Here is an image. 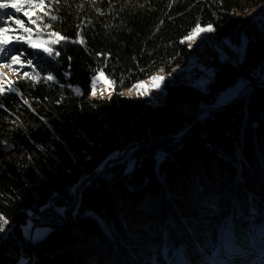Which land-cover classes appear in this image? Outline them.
Segmentation results:
<instances>
[{"label":"trees","instance_id":"16d2710c","mask_svg":"<svg viewBox=\"0 0 264 264\" xmlns=\"http://www.w3.org/2000/svg\"><path fill=\"white\" fill-rule=\"evenodd\" d=\"M262 2L53 3L48 10L59 20L46 32L70 40L80 32L86 43L62 41L53 46L59 56L30 48L41 81L22 78L19 93L1 95L0 214L8 224L0 264H139L129 252L151 246L146 255L159 259L163 245L171 263L180 254L188 264L197 255L187 243L196 219L213 220L221 207L232 212L236 235L261 221L264 39L248 35L242 62H219L207 90L166 79L160 104L121 90L183 64L191 48L181 41L197 22L239 41L245 17ZM101 69L116 81L109 97L92 95ZM48 74L55 80L45 81ZM238 79L251 89L216 106ZM251 208L257 215L244 221ZM213 223L224 227L221 218Z\"/></svg>","mask_w":264,"mask_h":264},{"label":"rangeland","instance_id":"374dc122","mask_svg":"<svg viewBox=\"0 0 264 264\" xmlns=\"http://www.w3.org/2000/svg\"><path fill=\"white\" fill-rule=\"evenodd\" d=\"M6 11H8L10 14L14 13L13 20L8 21L7 17L4 16L3 18H0V26H4L5 23H8L12 27H17L14 24V20L19 18L24 22L25 26H30L33 29H36V25H31L29 23V18L22 12L15 13L14 9H9ZM29 11L30 14L33 15V18H35L34 11ZM0 16H2V13H0ZM40 28L42 29L40 31V36L42 38H48L46 29H44L42 25ZM12 34L15 35L23 33L21 31L20 33ZM201 34H203V36L199 35L194 40L188 41L189 46L191 45V54L183 64L169 71L162 70L156 72L155 74L164 75L166 79H170L174 83L179 81L191 82L202 90H207L209 83L213 79L214 71L219 62L225 59H228L235 64L242 62L245 56L248 35L264 39V2L251 9L245 17V28L241 33L239 41H233L228 36L219 38L215 33V29L214 31L204 32ZM53 46L54 45H51V47ZM9 48L12 49V51L9 52L8 57L0 56V63H8L11 55H20V53H24V55L21 56L22 61H33L32 58L34 55L31 54L33 52L30 51L31 47H29L28 44L13 41V43L9 45ZM36 50L43 52L42 49ZM0 72L5 73L4 79L15 82L16 86L17 82L23 78L24 72H29L32 74L38 72L41 77V73L34 62L32 65H28L25 62L23 68H20L18 64L14 65L13 68H0ZM104 75L108 80H112L105 73ZM166 79L163 81L160 89L149 88L150 94L148 95H139L137 94L136 90H133L131 93H129L128 90L132 88L133 85L129 87H123L121 92L127 96L149 98L150 102L154 104H160L165 100L164 85ZM139 81H144L149 86L151 85V81L148 78L141 79ZM241 82L243 83V87L240 88V90L236 92L235 95L230 96L229 99L221 103V97L228 94L231 90L236 89L241 84ZM251 84L252 83L250 81L247 82L246 80L238 79L235 84L231 85L227 90L218 94L214 104L216 106H221L227 103V101L233 97L245 95L251 89ZM114 86L115 85H107L104 79H100L96 83V94L102 97H109L114 92ZM74 89L76 88H73L72 90ZM17 93H19L18 90ZM207 109L208 108L205 107V111ZM157 156L162 158L165 156V153L159 152ZM260 202L263 203V200L261 199ZM207 207L210 208L211 206L207 205ZM138 209L139 208L137 207L135 208V210ZM248 210L249 214L245 216L244 221H248V217H250L252 214L257 215V211L255 209L251 208ZM209 216L212 218L216 216L213 220L221 218L223 220L224 227L220 232H218L217 229L219 226L217 227L214 225L213 220L206 218H198L190 224L187 232L189 235L187 243H194L193 245L197 248V250L193 247L192 252H195L197 255L188 260V264H264V216H262L261 221H258L259 219L253 220L252 223L248 225V228L243 229L239 235H236L231 227L232 212H227V210L219 207V209L214 210V212L209 214ZM131 229L135 232L137 226L129 228V230ZM138 230L142 232L141 225L138 227ZM203 230H206L205 235L202 234ZM151 250V246H148L143 249L142 253L129 252L131 255V262L137 261L139 264H173L171 263L170 259L171 254L169 253L168 247L166 245L162 246V255L159 259H153L151 258V255H146L147 253L150 254L152 252ZM175 250H177V248H175L174 251ZM177 257L178 259H176V261H178L179 264H186V260L182 255L178 254Z\"/></svg>","mask_w":264,"mask_h":264},{"label":"snow or ice","instance_id":"6c2138e0","mask_svg":"<svg viewBox=\"0 0 264 264\" xmlns=\"http://www.w3.org/2000/svg\"><path fill=\"white\" fill-rule=\"evenodd\" d=\"M95 2L96 0H91V3L95 4ZM53 3L59 4L60 0H0V13H2V16H0V18L6 16L8 21H12L14 13L10 14L6 10L14 9L15 13L22 12L25 16H27L29 18V23L31 25H36V29H33L30 26H25L24 22L21 19L16 18L14 20V24L17 27H12L8 23H5L4 26H0V56L3 57L9 56V52L12 51V49L9 48V45L12 44L13 41L26 43L28 44L29 47L33 49H42V51L46 53L48 56L60 55V52L56 51V49L51 47V45H57L62 41H70L72 43H80L81 45H84L86 42L80 32H77L76 34L77 39L75 40H70L69 37L63 36L56 31H49L48 38H42L40 36V31L42 30L40 28L41 24H43L44 29H50L51 22L59 20V17L57 15L52 14V12L48 10L52 7ZM81 7H83V5H81ZM29 10L34 11L35 18H33V15L30 14ZM96 11L103 14L99 8H97ZM45 17L49 18V22H44ZM21 31L23 34H15V35L12 34V33H20ZM210 31H214V28L211 24H208L206 26H201V24L197 22L192 28V30L189 32V34L185 36L181 42L194 40L201 33L210 32ZM23 55L24 53H20V55H11L8 63H0V68H4V67L13 68V66L17 64L20 66V68H23L25 62L28 65H32L33 64L32 60H26V61L21 60V56ZM4 77H5V73L0 72V95H3L9 91L17 92L18 89L16 83L4 79ZM23 78L30 79L34 83H39L41 81V77L38 72L35 74L24 72ZM43 79L45 81H54L55 77L52 74H48ZM100 79H104L107 85L116 84V81L107 79L102 69L99 70L97 74L93 77V84H92L93 96H95L96 94V83ZM148 79L151 81L150 86L144 81H138L137 83L133 84L132 88L128 90L129 93H131L133 90H136L137 94L139 95H148L150 94L149 88L160 89L166 77L161 74H152L148 77ZM122 82L123 81L121 80V83ZM242 87H243V83L241 82V84L236 89H233L228 94L222 96L220 102L221 103L225 102L227 99L230 98V96L235 95L236 92H238ZM75 91L77 93L80 92L78 88L75 89ZM24 103L28 104V101L25 100ZM0 221H2V223H0V231H2L4 225L8 224V221L6 218L3 217L2 214H0Z\"/></svg>","mask_w":264,"mask_h":264},{"label":"bare ground","instance_id":"6f19581e","mask_svg":"<svg viewBox=\"0 0 264 264\" xmlns=\"http://www.w3.org/2000/svg\"><path fill=\"white\" fill-rule=\"evenodd\" d=\"M200 36H203V34H200ZM263 64H264V62H263ZM98 88H100V87H98Z\"/></svg>","mask_w":264,"mask_h":264},{"label":"water","instance_id":"95a60500","mask_svg":"<svg viewBox=\"0 0 264 264\" xmlns=\"http://www.w3.org/2000/svg\"><path fill=\"white\" fill-rule=\"evenodd\" d=\"M74 90H75V89H74ZM158 158H160V156H159Z\"/></svg>","mask_w":264,"mask_h":264}]
</instances>
